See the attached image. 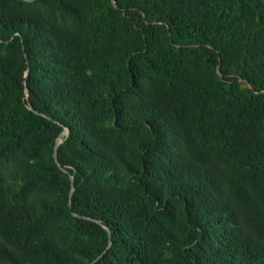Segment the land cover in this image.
<instances>
[{"label": "trees", "instance_id": "16d2710c", "mask_svg": "<svg viewBox=\"0 0 264 264\" xmlns=\"http://www.w3.org/2000/svg\"><path fill=\"white\" fill-rule=\"evenodd\" d=\"M0 264H264V0H0Z\"/></svg>", "mask_w": 264, "mask_h": 264}, {"label": "water", "instance_id": "95a60500", "mask_svg": "<svg viewBox=\"0 0 264 264\" xmlns=\"http://www.w3.org/2000/svg\"><path fill=\"white\" fill-rule=\"evenodd\" d=\"M62 136V135H61ZM61 136L57 139V144L60 142L61 140ZM54 157H55V161L58 162V159H57V150L55 149L54 150ZM73 185V184H72ZM71 195V194H70Z\"/></svg>", "mask_w": 264, "mask_h": 264}]
</instances>
